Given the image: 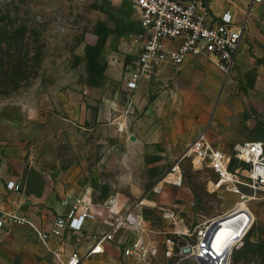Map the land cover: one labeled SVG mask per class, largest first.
<instances>
[{"label":"rangeland","instance_id":"374dc122","mask_svg":"<svg viewBox=\"0 0 264 264\" xmlns=\"http://www.w3.org/2000/svg\"><path fill=\"white\" fill-rule=\"evenodd\" d=\"M121 6L126 17L111 0H0V167L26 183L33 172L41 178L42 191L24 194L28 200L22 210L37 215L44 227L66 193L87 190L96 200L116 196L124 205L151 193L201 129L207 128L211 142L229 154L238 142L264 141V49L251 47L229 76L202 56L213 71L193 66L182 75L176 69L170 75L181 80L150 88L147 106L165 114L154 131L156 140L134 147L139 141L130 134L145 107L126 113L122 82L104 73L108 33L129 30L127 19L135 13L131 1ZM174 96L178 108L195 110L192 125L181 111L170 120ZM180 116L184 119L176 125ZM182 167L184 183L167 186L159 207L143 212L146 243L158 248L155 255L147 261L124 256L132 239L125 227L104 255L84 264H207L199 256L186 258L181 244L195 248L199 228L240 198L213 190L212 171L195 169L190 158ZM101 175L107 182L100 187ZM87 185L93 189H82ZM243 190L255 198L235 211L245 235L220 264H264V191ZM4 234L8 240L0 231V264H53L29 229Z\"/></svg>","mask_w":264,"mask_h":264},{"label":"built area","instance_id":"2783aa9c","mask_svg":"<svg viewBox=\"0 0 264 264\" xmlns=\"http://www.w3.org/2000/svg\"><path fill=\"white\" fill-rule=\"evenodd\" d=\"M131 4L138 13L141 28L138 32L128 34L133 42L140 45L141 51L125 80L129 93L126 113L135 109L131 93L139 87L140 82L143 79L152 80L156 70L168 62L180 67L190 56L207 55L224 75L229 76L234 70L246 38L250 12L238 21L231 10H226L220 21L214 22L210 6L204 0H131ZM185 158H190L195 169L212 171L213 190L224 189L236 194L242 203L254 198L245 193L244 188L254 193L264 191V141L238 142L234 145L233 154H229L216 147L209 139L207 130H204L187 146L180 158L172 163L165 177L151 193H160L164 183L178 186L184 183L182 160ZM234 161L243 164V167L232 168ZM7 188L22 191V186L15 181H8ZM149 194L137 199L123 213L117 209L118 203L114 197L96 202L85 193L67 194L62 199L67 212L53 220L50 231L41 229L30 215L7 211L0 195V228L30 227L50 249L58 264H84L96 256L104 255L108 243L114 241L117 234L127 227L132 239L125 247L124 256L147 261L149 255L158 252L157 248L150 249L143 237L144 217L141 211L155 205ZM99 219H103L108 229L95 234L83 248L67 253L63 248L50 247L53 239H61L68 234L76 235L78 241H81L88 222ZM176 233L185 234L181 231ZM207 234L209 225L206 223L199 228L195 246L198 248L201 245L204 253L210 251L207 248L210 234ZM167 243H172V239H167ZM187 246L188 243L184 247ZM212 256L215 257V253Z\"/></svg>","mask_w":264,"mask_h":264},{"label":"crops","instance_id":"0c3cea01","mask_svg":"<svg viewBox=\"0 0 264 264\" xmlns=\"http://www.w3.org/2000/svg\"><path fill=\"white\" fill-rule=\"evenodd\" d=\"M111 1L114 5V8L120 12L119 14L126 17V14L121 12V8H122L121 4H122L123 0H111ZM128 1H131V0H128ZM204 1L206 3H208V5L210 6V9L212 12V18H213L214 22L220 21L221 15L226 10H231V12L234 14L235 19L238 21L243 20L246 17L247 12H250V15L248 16V30H247L246 38H245V41L243 43L242 51L239 55L238 61L239 60L244 61L246 59V56L244 54L248 53V51L250 50L251 47H255L256 49H264V0H261L259 2L254 1V0H204ZM127 21L130 24V29L125 30L122 35L117 34L115 28H114V30H111L108 33L107 38H106V42H105V45L103 48V55L105 58V72H104L105 75L107 77H110V78H113L117 81L122 82L123 89L125 91V95H127V99H128L129 93L127 92L126 87H125V80L128 77L129 69L132 67V65L135 63V61L138 59V56H139L140 51H141L140 45L133 42L130 39L128 33L138 32L141 28V23L139 20L138 13L136 11L130 17H128ZM202 56L208 58L211 61V63L214 65V63L212 62L210 57L207 55H200V56H198V58L196 56H190L185 60V62L180 67H177L174 64H172L171 62H168V63L164 64L163 66H161L158 70H156V73H155L152 80L148 81V80L143 79L140 82L139 87L131 93L133 100H134V107L137 109H143L145 107V109H144L145 115L142 116L137 121H135L134 130L130 134V136H132L133 141H135L136 139L139 141L138 143L133 142L134 147H141L143 145L148 146L149 144H152L156 140L155 136H157L159 133H154V131L161 128V124H160L161 120L160 119L165 114V109L160 111V110H158V108L155 107L154 104L147 106V92H148V90L150 88H153V87L155 88L159 84H162L161 86L164 87L166 85V83L169 82V80L171 78H172V80H171L172 85H174L176 83L177 79L181 80V76L170 75L176 69H180L181 71L183 70L184 73L182 75H185L187 72H190V70L193 66L203 67L204 70L207 72L213 71L214 67L211 64H209L206 61V59L203 58ZM195 58H197V59H195ZM194 60H196V61H194ZM238 61H237V64H238ZM208 82L209 81L207 79H205V83L207 84ZM170 87H171V85L169 86V88ZM174 99H175L174 100L175 103H174L173 108L168 109L169 111H167V114L170 115V113H171L170 120H172V117L173 116L175 117V115L179 114V111H181L182 114H188L189 115L186 119L190 120L191 125H192L193 124L192 121L197 120L196 115H195V110H191L190 112H185L184 108H178L179 106H177V105H178L179 101H178L176 96H174ZM126 103H127V101H126ZM126 103L123 106L124 111L126 110ZM158 116H160V117H158ZM183 119L184 118L182 116H180L178 119H175L176 125H179ZM121 128H123V126ZM177 130H179V129L177 128ZM204 130H207V134H208L209 131L207 128L201 129L198 133L195 134V137L193 138V140ZM103 178H104V176L101 175V179L99 181L100 187L106 185L107 181L104 180ZM8 181H15L16 183L20 184L22 186V191L18 192V191L8 189L7 188V182ZM27 185H28V182L26 183V180L24 181V179L21 178L20 174L6 172L2 166L0 167V195L3 197V199L5 201L4 208L7 211H12V212L14 211V212H18L20 214L30 215L35 220V222L40 226L41 229H43L45 231H50L52 228V225H53V220L57 216L63 215L67 212V208H65L62 205V199L65 195L70 194V193H66L64 196H62L61 205H59V204L55 205V209L58 211V213L50 220L49 226H45L46 227L45 228L44 226H42V224H41L42 222L40 221V218H38L37 215H35L33 213L28 214L26 212H23V210H22L23 201L28 200V197L24 198V194H26L25 189H26ZM167 186H175L176 187L178 185H173L170 183H164L162 185V191L160 193H150L148 196L150 197V199L153 201V203L155 205L151 206V207L144 208L141 211L142 213L144 212V210L155 209V208L159 207V205H160L159 195L163 192V190ZM82 189H93V187H91V185H87V186H84V188H82ZM83 193H85L88 198H90L96 202H102V201H105L111 197H114V198H116L117 203H118V206H117L118 210L128 209L130 206L133 205V203L137 199L141 198V197H139L135 201H133L132 203H130L128 205H126V204L124 205L116 196H109V197H106V198L101 199V200L100 199L96 200L90 196V193L87 190L82 191V192L77 193V194H73V195H81ZM247 205L248 204H246L244 206H247ZM36 209L41 210L43 213L46 211V209L43 206L41 209L40 205L38 207H36ZM144 222H145V218H144ZM143 226H144V223H143ZM22 228L29 229L34 234V236L37 238V240L39 242V246L43 247L46 250V252L50 255L53 264H58L54 255L50 251V249L48 247H46L39 240L36 233L30 227H27V226H10V227H6V228H0V231L3 233L5 239H7L5 234H4V231L13 230V231L17 232L18 229H22ZM107 229H108V226L104 223L103 219H99L97 221H90V222H88L86 229L84 230L81 241H78L76 235L68 234V235H66V237H63L61 239H53L50 243V247H54V248L60 247V248H63L67 253H69L74 249L83 248L85 245H87L91 242V240L93 239L95 234L104 232ZM144 229H145V226H144ZM120 233L121 232H119L116 237H118V235ZM124 234H127V237H128L129 232H124ZM143 237H144V240L146 241L145 231L143 233ZM114 241L108 243L106 250H108L109 247L113 246L112 243ZM41 247H40V249H42Z\"/></svg>","mask_w":264,"mask_h":264},{"label":"bare ground","instance_id":"6f19581e","mask_svg":"<svg viewBox=\"0 0 264 264\" xmlns=\"http://www.w3.org/2000/svg\"><path fill=\"white\" fill-rule=\"evenodd\" d=\"M252 199L255 198H249L248 201ZM246 204L247 202L242 203L240 200L231 210L217 217L216 222L219 223L218 229L209 242V245H207V248L215 253V257L209 254V251L204 253L203 247L199 245L198 248H192L189 252H185L186 258L192 257L194 255L199 256L207 264H220L225 261L230 253L231 248L245 235L243 223L238 219L235 211ZM169 216H172V214L170 213ZM210 221L211 220L208 222ZM209 224L210 223H208V225Z\"/></svg>","mask_w":264,"mask_h":264},{"label":"water","instance_id":"95a60500","mask_svg":"<svg viewBox=\"0 0 264 264\" xmlns=\"http://www.w3.org/2000/svg\"><path fill=\"white\" fill-rule=\"evenodd\" d=\"M263 66H264V59H263ZM43 189V182L41 178L36 174L35 172L31 173L30 178L28 180V185L25 189V192L27 194L34 193V194H40V192ZM219 223L216 221H213L209 224V240L213 238L215 235L217 229H218ZM181 245L185 246L186 242H183ZM190 249H192L190 246H187L183 248V252H189ZM209 254H213L212 250L209 251Z\"/></svg>","mask_w":264,"mask_h":264},{"label":"trees","instance_id":"16d2710c","mask_svg":"<svg viewBox=\"0 0 264 264\" xmlns=\"http://www.w3.org/2000/svg\"><path fill=\"white\" fill-rule=\"evenodd\" d=\"M91 48H92V47L88 46V48H87V49H88V50H90Z\"/></svg>","mask_w":264,"mask_h":264}]
</instances>
